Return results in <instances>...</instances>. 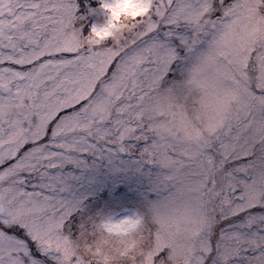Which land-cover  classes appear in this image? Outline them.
Listing matches in <instances>:
<instances>
[{"label": "snow or ice", "instance_id": "1", "mask_svg": "<svg viewBox=\"0 0 264 264\" xmlns=\"http://www.w3.org/2000/svg\"><path fill=\"white\" fill-rule=\"evenodd\" d=\"M0 264H264V0H0Z\"/></svg>", "mask_w": 264, "mask_h": 264}]
</instances>
